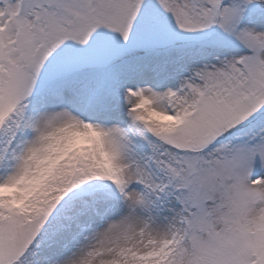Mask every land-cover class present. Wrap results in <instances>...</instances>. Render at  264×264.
<instances>
[{
	"label": "snow or ice",
	"instance_id": "6c2138e0",
	"mask_svg": "<svg viewBox=\"0 0 264 264\" xmlns=\"http://www.w3.org/2000/svg\"><path fill=\"white\" fill-rule=\"evenodd\" d=\"M0 264H264V0H0Z\"/></svg>",
	"mask_w": 264,
	"mask_h": 264
}]
</instances>
